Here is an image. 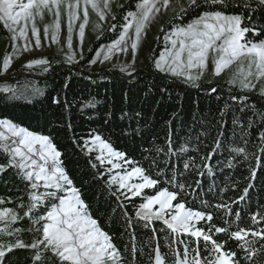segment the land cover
Returning a JSON list of instances; mask_svg holds the SVG:
<instances>
[{"label":"trees","instance_id":"obj_1","mask_svg":"<svg viewBox=\"0 0 264 264\" xmlns=\"http://www.w3.org/2000/svg\"><path fill=\"white\" fill-rule=\"evenodd\" d=\"M250 2L251 10L247 15L259 28L264 24L261 19L264 10L257 7L256 1ZM133 4L131 0L118 10V26L113 33L105 34L99 44L112 42L117 37L124 24V13L134 8ZM206 8L203 4L193 6L184 17L175 19L176 26L186 25ZM243 10L242 7H230L227 12L236 14ZM0 31L3 32L1 22ZM249 36L254 41L264 39ZM33 82L41 91L30 100L0 93V118L53 139L63 153L68 175L80 189L91 215L112 237L123 264H154L153 250L157 245L167 264H171L172 249L182 252L185 244L196 247L195 238L173 234L162 221H153L146 226L145 221L135 216L139 205L145 202L144 196L154 195L165 187L178 191L174 186L176 183L186 185L178 199H182L187 207L211 212V223L228 229L224 233H216L213 229L211 235L224 244L225 251L237 253L238 264H264V251L249 256L240 247L242 242L229 235L237 228L264 229V152H261L264 142L259 138L264 132L263 96L249 97L230 87L190 90L163 77L155 69L150 73L139 72L126 80L92 76L77 67L65 69L48 80L33 78ZM57 99L59 104L55 102ZM93 133L101 134L115 150L126 153L128 160L144 167L152 178H158L157 187L146 189L142 196H133L110 184L113 176L110 165L96 159L97 151L88 152L83 147L84 141L90 140ZM169 139L172 152L157 156L159 167L153 165L154 153L145 149H151L153 145L167 147ZM237 148H244L247 158L233 151ZM206 156L210 158L203 159ZM191 160L195 163L185 170L184 164ZM8 161V155L0 150V164L6 165ZM129 167L124 164L125 169ZM173 177L175 179L169 183ZM249 185L247 196L240 200L244 188ZM0 198L4 200L0 204L2 209L15 210L19 215L16 222L9 224L10 228L21 229L11 236L0 234V244L15 243L17 236L26 243H31L34 236L39 237V233L28 229L33 227L34 219L45 214L48 203L33 209L31 216H25L30 203L29 187L12 168L0 174ZM217 204L229 205L231 214L215 208ZM254 214H258L259 223L252 221ZM208 225L206 221L195 224L205 229ZM247 239L255 241L257 250L264 245V240L257 237L249 235ZM199 247L203 256L209 255L202 239ZM33 254L32 249H14L6 253L5 264H34Z\"/></svg>","mask_w":264,"mask_h":264},{"label":"snow or ice","instance_id":"obj_2","mask_svg":"<svg viewBox=\"0 0 264 264\" xmlns=\"http://www.w3.org/2000/svg\"><path fill=\"white\" fill-rule=\"evenodd\" d=\"M84 22L79 25V37L81 45L85 34V26L88 23V5L96 11L101 20L105 18L98 0H83ZM170 0H139L136 4V11H128L124 16L125 23L119 37L111 44L101 47L96 53V58L90 62L95 64L103 54V61L110 60L116 52L127 53V41L131 40L133 62L142 39L146 36V30L160 13L161 6L165 9L169 7ZM206 5V10L202 11L190 23L182 27H173L170 32L165 33V50L162 51L153 63L161 73L167 72L172 76H183L186 80L193 82V86H198L195 81L200 75H192L189 70L207 68V61L211 53L214 63V74L220 73L233 63L239 61L241 64L247 63L248 72L241 80L242 90L254 87L248 81L249 77L255 76L257 80L264 78V39L254 41L248 39L249 35L264 37V24L257 28L252 22L253 18L247 13L251 10L250 0H189V7H201ZM257 7L264 10V0H256ZM81 0H0V22L12 33L11 39H24L27 41L28 26L31 23L32 35L36 38V47L41 46L39 29L36 26L37 16L43 19L44 11L53 14L55 21L53 25H45L44 36L48 38L49 27H52V42H59L61 7L67 10L68 17V38L67 59L69 62L75 60V52L72 49L73 22L78 19V10ZM230 7H242L244 10L230 14L227 9ZM109 8V0H104L103 9ZM181 12L185 11L183 7ZM113 19L115 16L113 15ZM264 20V16L261 18ZM23 25L21 26V22ZM247 21V23H246ZM99 27V25H97ZM116 25H111L114 30ZM132 31L134 36H130ZM163 32L164 29L161 28ZM170 42L171 47H167ZM24 51L28 50L25 43ZM19 49H15V55ZM12 63L10 55H5L3 67L6 71ZM46 59L32 60L26 67L33 65H47ZM127 67L121 65L120 70L127 72ZM255 69V72L252 69ZM47 71V68H45ZM131 75V72H128ZM235 78L230 83L235 84ZM0 91L8 92L9 88H0ZM215 91V89H213ZM264 95V89L261 90ZM235 99V97H233ZM60 103L59 99L55 101ZM139 115V113H137ZM0 129H6V135L0 130V150L9 156L6 165L0 164V174L8 168L16 170L17 176L28 183L29 206L25 211V216H31L33 209L44 202L49 207L45 214L38 216L32 221L33 227L28 231L39 233V237L34 236L31 243L24 242L17 236L15 243L7 245L0 244V264H5L6 253H11L14 249L34 250V264H117L120 253L112 241V237L104 231L98 220L94 218L89 210V205L82 198L79 188L74 185L73 180L68 175L62 160L63 153L58 149L53 139L49 135L39 134L20 126L9 119H0ZM259 138L264 142V132L259 134ZM220 146L217 141L216 147ZM83 147L92 152L96 149L99 154L96 159L101 164L107 162L113 169L121 171L113 175L110 184H117L118 190L126 189L133 196H142L145 189H155L160 183L158 178H152L147 174V170L139 166L135 161L128 160L126 153L113 148L110 141L102 138L99 133H93L90 140H85ZM184 149H181L183 151ZM154 153L151 163L159 167L156 157L168 155L172 152L171 141L169 139L167 147L153 145L151 149H145ZM237 154H247L244 148L233 149ZM264 152V148H261ZM210 156L203 157L207 160ZM123 161V164L114 161ZM191 160L184 164L185 170L194 164ZM124 164L131 167L125 169ZM92 167H96L95 164ZM255 173H252V177ZM175 179L170 178L169 183ZM197 183H199L197 181ZM178 191H170L165 187L158 189L154 195L144 196V201L138 207L135 216L146 222V226L153 221H162L173 234L182 233L195 238L196 247L190 248L184 245L183 251L172 249L173 259L171 264H238L237 253L225 251L224 244L217 242L211 235L213 229L216 233L228 232L227 228L217 227L211 222L213 214L203 210H194L187 207L180 197L186 185L176 183L174 185ZM251 185L244 188V195L240 200H244ZM43 188L44 192L38 189ZM176 201L174 204L173 202ZM4 200L0 198V204ZM158 205V208L155 207ZM23 207V204L20 205ZM217 209H225L231 214V208L227 204L215 205ZM239 217V213H236ZM257 215L252 216L254 223H259ZM10 217L11 222H15L19 217L16 212L9 208L0 210V221ZM264 219V217H262ZM200 221L209 222L208 228L196 227ZM225 223H228L225 221ZM39 225V227H35ZM21 229H11L10 226L0 228V234L13 235L19 233ZM230 238L242 242L240 247L249 256H255L257 251H264V245L259 250L255 247V241L247 239L249 235L264 240V229L255 231L246 228H237L229 233ZM204 241V248L209 253L203 256L200 251L199 242ZM184 243L183 241H177ZM210 245V247H209ZM171 247V245H170ZM154 264H167L162 256L159 246L154 248ZM151 259V256H150Z\"/></svg>","mask_w":264,"mask_h":264},{"label":"rangeland","instance_id":"obj_3","mask_svg":"<svg viewBox=\"0 0 264 264\" xmlns=\"http://www.w3.org/2000/svg\"><path fill=\"white\" fill-rule=\"evenodd\" d=\"M129 1L131 0H109V8L103 9L104 0H98V3L100 4L102 10L105 12V18L103 20L99 18L96 11L92 9L91 5H88V23L85 26V34L83 43L81 45L79 37V25L84 22V4L83 0H81V5L78 10V19L73 22L72 49L76 55L75 60L72 62H69L67 59L68 17L67 10L63 6L61 7L58 43L52 42V27H49L48 38L45 39V25H53L55 21V16L47 12V10L44 11L42 20L39 16H37L35 19L36 26L39 29V36L41 41L40 47H36V38L32 35L31 23H29L28 26V39L27 41H25L24 39L12 40V33L9 32L5 28L3 22H1L3 25V32L0 31V88L7 87L9 88V91H0V93H8L9 95H12L14 97L30 100L31 98L35 97L38 92L41 91V89L35 85V82H33V78L48 80L54 78L61 71L69 68L74 69L79 67V71L87 74L89 73L92 76H110L114 79L126 80H130L132 77L137 76L139 72L150 73L152 72V70H156L153 61L155 58L159 57L162 51L165 50L166 45L164 41V35L165 33L170 32L173 27H182L176 26L177 22L175 21L177 20L175 19L181 16L184 17V14L192 8L189 7V0H170L169 7L167 9L161 6L160 13L156 16L155 20L146 30V36L141 41L134 62L132 49L130 46L131 40L127 41L128 51L126 54L123 52H116L112 55V58L110 60L103 61V63L100 62L101 60H103V54H101L100 60H97L95 64L90 62L92 59L96 58V53L101 49V47L111 44L119 37L122 28L119 31L117 37L112 42H107L103 45L99 44L102 43L100 39H102L105 34L108 35L115 31L111 28V25L114 24L118 26V10L123 8ZM132 2L134 3V8L128 9L127 12L136 11V4L139 2V0H132ZM181 7H183L185 11L181 12ZM126 13H124V15H126ZM113 15L115 16V19H113ZM22 25L23 21L21 22V26ZM97 25H99V27H97ZM161 28L164 29L163 32L161 31ZM129 35L134 36V33L130 31ZM248 39H251V37L248 36ZM25 43L28 44L27 51L23 50ZM167 47H171L170 42L167 44ZM15 49H19V51L15 55H13ZM6 54L11 56L12 63L5 71L3 63ZM40 59H46L48 61V64L33 65V67L31 68L26 67V65L30 61ZM121 65L128 66L127 72L120 70ZM45 68H47V71H45ZM214 69L215 66L210 53L206 69L189 70L190 73L194 76L200 75V73L202 72L200 78L195 81V84L198 86H193V82L186 80V78L183 76H172L167 72L161 73L158 70L156 71L162 74L163 77H169L179 82L186 89L190 90L211 89L214 87H222L223 89H227L228 87H230L236 89L239 94H243L249 97H253L257 94L264 97V95L261 94V90L264 89V78L257 80L255 76L249 77L248 81H250V83L253 84L254 87L244 90L241 89V80L244 79L246 73L248 72L246 62L241 64L239 61H237L230 65L228 68L224 69L220 73V75H215ZM252 71L255 72V69L253 68ZM128 72H131V75H128ZM233 78H235V84L230 83ZM0 130H3L6 135H10L9 133H7L6 129ZM95 151H97L99 154L98 149H96ZM114 162L121 163V161ZM110 167L113 175L121 171L120 169H113L111 165ZM115 185L118 187L117 184ZM30 191L31 189L29 188V192ZM37 191L39 193L44 192L45 190L43 188H40ZM155 207L158 208V205ZM0 210H2L1 207ZM13 211L16 212L15 210ZM12 223L13 222H11L10 217H8L4 221H0V228L9 226V224ZM117 264H123L120 258Z\"/></svg>","mask_w":264,"mask_h":264}]
</instances>
